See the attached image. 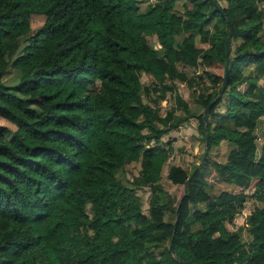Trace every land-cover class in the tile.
<instances>
[{"label":"trees","instance_id":"trees-1","mask_svg":"<svg viewBox=\"0 0 264 264\" xmlns=\"http://www.w3.org/2000/svg\"><path fill=\"white\" fill-rule=\"evenodd\" d=\"M192 118L208 152L230 150L171 163L172 195L164 167ZM261 121L264 0H0V264H264Z\"/></svg>","mask_w":264,"mask_h":264},{"label":"rangeland","instance_id":"rangeland-1","mask_svg":"<svg viewBox=\"0 0 264 264\" xmlns=\"http://www.w3.org/2000/svg\"><path fill=\"white\" fill-rule=\"evenodd\" d=\"M150 1L153 2L155 0H150ZM141 8H142L141 12L146 11L144 10L145 9L144 5H142ZM176 10L178 14L182 13V9L180 7H177ZM34 23L35 25L40 26L42 23V19L38 18L34 21ZM153 45L157 49L161 47L158 44L157 39L153 40ZM198 45H201V44L198 43ZM182 69L183 68L180 65V70L182 71ZM245 72L246 73L251 72L254 75L256 71L253 68H248V69H245ZM256 75H257V72H256ZM146 80H147L146 76L142 75V81L146 82ZM3 81L7 85H15L18 82L17 73L12 68H9L8 72L5 74L3 78ZM176 82H177V92L181 95V97H184L187 100L189 107H190V111L198 112V113L201 112L202 109H200L199 104L196 102V95L192 96L191 89L188 88L186 84H183L182 83L183 81L176 80ZM154 99L152 100L153 105H155L156 107H159L162 113L169 109H172V108L176 109L179 107L177 103L175 104V98H170V93L168 94V101L164 100L160 103V105H158L154 101ZM223 110L224 109L221 108L222 112ZM184 115L186 114L184 113ZM196 127H197V121L194 118H192L190 122L186 123L185 126H183L180 129L179 133L175 137V140L173 141L174 152L169 160L170 162L169 165L164 167V172H163V177H162V186H164L166 191H168L172 195H175L178 192V190H176L175 186L171 184L170 181L166 178L167 172H168V169L171 163L182 166L188 170H191L198 163H199L198 165L199 167L204 161L205 157L208 158L209 163H211L214 160L218 162H224L226 160L227 153L230 150V146L226 142H222L219 146L212 148L211 151L208 152L205 142L202 141V139H200L199 137L197 138L196 136L198 135ZM262 131H264V121H261L259 123V127L257 130V132L259 133H263ZM262 139L264 138L262 137ZM259 143L261 142L259 141ZM139 169L140 167L138 163L129 165L127 167V173H126L127 178L132 179V176L136 175L139 172ZM207 191H209L212 195L213 194L218 195L222 191H232V187L227 184H221L219 186L212 187V188L207 187ZM138 194L144 203V207L147 208L148 201H149L148 199L150 197V193L148 189L139 190ZM259 203L260 202L256 199H249L246 203L245 209L242 212L243 214L240 215L239 219L236 218V226L232 227L228 225V228L229 229L232 228L233 230H238L240 226H244L245 224H244V221L242 222L241 216L246 213H250V210L255 208V206L260 205ZM241 234H242L243 241L248 242L251 240V237L248 235L245 229L241 231Z\"/></svg>","mask_w":264,"mask_h":264},{"label":"water","instance_id":"water-1","mask_svg":"<svg viewBox=\"0 0 264 264\" xmlns=\"http://www.w3.org/2000/svg\"><path fill=\"white\" fill-rule=\"evenodd\" d=\"M231 31H232V26L230 24V29H229V35L227 37V40H226V44H227V62H226V72H225V76H224V81H223V84H222V87L219 91V96H221L223 93H224V90L226 88V85H227V78H228V66H229V62H230V54H231ZM215 102V99H213V101L211 102V104L208 105V107L206 108V111H205V115H204V120L206 119V114L207 112L209 111L210 109V106ZM208 134L206 135V139H207V143H206V148L208 147ZM205 155V154H204ZM204 158V157H203ZM202 158V159H203ZM190 179V178H189ZM189 179L187 180V184L189 182ZM174 226H176V222L174 223ZM170 249L171 251L173 252L174 251V248H173V243H171L170 245Z\"/></svg>","mask_w":264,"mask_h":264},{"label":"built area","instance_id":"built-area-1","mask_svg":"<svg viewBox=\"0 0 264 264\" xmlns=\"http://www.w3.org/2000/svg\"><path fill=\"white\" fill-rule=\"evenodd\" d=\"M238 219L240 218V216L237 217ZM243 222V221H242Z\"/></svg>","mask_w":264,"mask_h":264}]
</instances>
